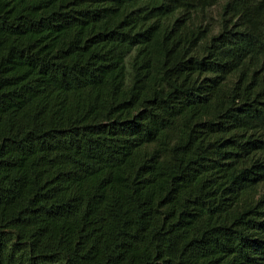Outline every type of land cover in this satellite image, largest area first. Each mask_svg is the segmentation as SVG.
Returning <instances> with one entry per match:
<instances>
[{
	"label": "trees",
	"instance_id": "1",
	"mask_svg": "<svg viewBox=\"0 0 264 264\" xmlns=\"http://www.w3.org/2000/svg\"><path fill=\"white\" fill-rule=\"evenodd\" d=\"M0 264H264V0H0Z\"/></svg>",
	"mask_w": 264,
	"mask_h": 264
}]
</instances>
